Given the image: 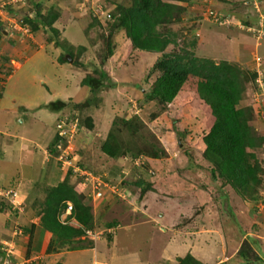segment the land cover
Instances as JSON below:
<instances>
[{"label": "rangeland", "instance_id": "1", "mask_svg": "<svg viewBox=\"0 0 264 264\" xmlns=\"http://www.w3.org/2000/svg\"><path fill=\"white\" fill-rule=\"evenodd\" d=\"M125 3L14 0L4 5L14 19L34 16L36 10L45 14L52 8L59 14L53 27L62 46L49 42L41 29L34 35L9 29L15 63L0 56V92L5 86L0 136L16 135V142L17 136L25 138L24 153L29 154L25 158L35 166L42 163L41 168L32 169L29 182L22 181L23 188L0 177V191H13L9 196L19 206L16 210L24 213L9 223L17 227L7 240L15 243L11 264H175L174 256L188 252L199 260L204 253L215 260L217 255L219 259L233 255L234 243H240L246 233V239L254 243L264 237V0H171L180 9L172 15L180 18L177 22L155 33L141 28L130 37L116 31L111 38L113 55L101 63L112 23L108 15ZM214 18L220 24L212 22ZM69 46L73 58L67 55ZM184 51L199 59L238 64L244 72L245 92L234 108L238 119L257 136V146L247 151L253 152L263 181L246 194L227 182L232 168L206 155L203 139L223 104L222 87L189 77L165 108L144 102L157 76L152 73L156 61L163 53ZM58 55H66L71 62L60 66ZM100 72L105 73L107 85L86 104L92 94L81 82ZM51 101H63L66 107L53 112L47 108ZM21 105L29 110L41 105L42 111H26ZM46 127L51 130L47 146L38 140ZM109 132L120 148L130 152L113 159L102 153L101 143ZM56 133L64 140L49 154L47 147ZM66 179L89 208L94 228L72 237L63 247H53V237L37 218L36 205L49 188ZM146 184L149 187L143 191ZM70 213L68 204L59 213L60 221L69 222ZM192 229L196 232L191 233ZM202 229L217 235L208 234L202 242L196 235ZM220 244H229L225 255ZM248 247L243 240L238 250ZM2 256L0 252V262ZM219 259L213 264H219Z\"/></svg>", "mask_w": 264, "mask_h": 264}, {"label": "trees", "instance_id": "2", "mask_svg": "<svg viewBox=\"0 0 264 264\" xmlns=\"http://www.w3.org/2000/svg\"><path fill=\"white\" fill-rule=\"evenodd\" d=\"M125 1V4L116 5L114 13H110V17L107 18L110 21L112 20V23L109 31L110 38L108 37L105 44L106 54L101 63H104L106 59L113 55L114 46L111 38L116 31L123 30L127 37H130L141 28L155 33L158 28H164L180 19L172 17L174 9H177L178 14L180 9L172 4L171 0L170 2L164 0ZM176 1L187 2L188 0ZM5 10L14 15L9 9ZM58 18L59 14L51 8L45 14L36 10L34 16L23 17V21L29 26L31 33L41 29L49 35L48 41H52L54 46L60 48L62 46L57 40L59 32L53 27ZM68 48L65 47L66 50L68 49L67 55L73 58V47L69 46ZM58 61L62 64L68 63L66 55H60ZM74 63L78 64L76 61ZM94 72L97 73V71ZM153 72L157 73V76L151 84L150 90L146 92L144 102H155L162 109L174 100L189 77L214 82L225 90V98L221 109L210 131L203 139L208 151L206 155L213 156L214 160L218 158L232 168V174L227 182L236 190L238 189L239 193L241 190L246 194L248 189L262 185V176L259 177L262 172L261 168L256 164L255 156L250 151L257 146V136L253 133L248 123L238 119L234 108L245 92V85L242 80L244 72H242L238 64H231L227 61L216 63L207 59H199L189 51H184L183 54L163 53L161 58L154 64ZM106 80L107 77L103 72L97 74L96 77L87 75L82 80L81 84L87 87L92 94V99L86 100V104L93 102L91 100L95 99L100 90L107 85ZM65 107L66 103L63 101H54L47 105V108L53 112L61 111ZM87 128L91 129V126ZM134 130L137 129L135 128ZM55 136L47 147L49 154L55 153L60 142L64 140L58 134H55ZM130 145L132 144L128 143V146ZM247 149L250 150L247 151ZM122 150L114 134L109 132L106 140L101 143L102 153L113 159L117 157L118 153L124 155L130 152L129 149ZM250 160L253 161L252 165ZM219 162L216 161V167L220 169ZM67 182L68 179L49 188L43 200L36 205L37 218L44 231L53 237V242H50L53 247H63L72 237L83 235L94 228L93 216L89 208L83 205L79 195ZM140 184L141 181L138 180L137 185L140 186ZM148 187L149 185L147 184L142 185V190L146 191ZM259 200H261V197ZM3 204L0 202V210H3ZM68 204H71V213L68 216L69 222L62 223L59 219V213ZM237 257L246 263H257L259 261L257 254L250 250L249 247L247 251L239 249ZM176 262V264H201L189 253L177 258Z\"/></svg>", "mask_w": 264, "mask_h": 264}, {"label": "crops", "instance_id": "3", "mask_svg": "<svg viewBox=\"0 0 264 264\" xmlns=\"http://www.w3.org/2000/svg\"><path fill=\"white\" fill-rule=\"evenodd\" d=\"M11 1V2H10ZM13 0H0V25H1V36H0V48L1 46L4 44V46L1 48L0 50V56H3V59L5 58L6 60H8V63H12L14 64L15 62L13 61V58H11V56L13 55L14 50L11 49V44L9 42L12 41V36H10L9 34V27H8V23H7V19H11L13 18L12 15L7 11V10H3L1 9L4 8V5L8 4H13ZM9 32H8V31ZM13 32V30H11ZM40 31V30H39ZM37 34V32H35ZM34 35V33H32ZM11 40V41H10ZM9 41V42H8ZM2 53V54H1ZM7 54H10V56H7ZM59 56V55H58ZM56 64H59L56 62ZM66 64V63H63ZM62 63L59 64L60 66L63 65ZM12 75L9 76L8 80L11 78ZM5 84V83H4ZM5 87V86H3ZM2 87V88H3ZM1 88V92L3 93ZM4 89V88H3ZM0 92V103L3 102V98H2V93ZM49 102V101H48ZM48 102L43 103V105H46ZM53 102V101H51ZM41 105H36L35 108H33L32 110H29V108L25 105H21V109H24L26 111H35V113L42 111V109H40ZM38 114V113H37ZM55 114V113H54ZM56 115V114H55ZM20 122H22L21 120H19ZM50 128L46 127L44 130L42 129L39 133H41L42 135V139H38L39 141H43L44 145L48 144L49 142V134H50ZM16 135H11V134H6L3 137L0 136V177H2L3 179H6V181L8 180V184H15L18 183L19 188H23L22 187V181H26L29 182L30 177L29 175H33L32 169H36L38 168L39 165L35 166L36 164H34L31 160H27L25 157L26 154L25 152V148H24V141H26L25 138L23 137H18L19 139L18 142L14 141ZM36 146V145H35ZM37 147V146H36ZM35 147V148H36ZM41 148V146H40ZM42 149V148H41ZM27 152H31L30 149H28ZM42 164V163H41ZM39 166V168H41L42 166ZM26 184V183H25ZM24 184V187H25ZM14 186V185H13ZM15 188V187H13ZM192 196V195H191ZM27 200V198H26ZM24 205V203H23ZM3 210H0V235L5 234V238H0V243L3 241H7L10 240V238L12 237V233L13 231H15V229H17V227H10L9 223H13V220L16 219H20V216L22 214H24L22 211H15L12 210L9 203H4L3 204ZM26 207V204H25ZM24 207V208H25ZM161 217V215H160ZM36 223V222H35ZM34 226V225H32ZM31 226V227H32ZM192 232H196V230L191 231ZM215 232L212 229H202L199 230V232L197 231L196 234L198 236V238L200 239V241L202 240V242H205V237L207 238L206 240H208V234H216L217 233H213ZM194 235V236H196ZM249 234H244L242 237V239H240V243L239 241H236L233 245L234 248H236L235 253L229 257H221L219 255H217L215 258V260L219 259L218 262L219 264H224L225 262L230 263V264H264V237H258L256 238L257 240H261V241H257L256 243L251 242L247 237ZM210 236V235H209ZM212 237V236H210ZM254 237V236H253ZM203 238V239H202ZM215 242H218L217 238L215 237ZM238 240V238L236 239ZM243 240H246V242L248 243V245L250 246V250H252L253 252H255L258 256H259V261L257 263H253V262H249L246 263L244 261H242L240 258H237V252H238V248L240 247L241 243L243 242ZM229 244H225L223 245H218V247L221 250L222 255L224 254V247ZM189 254H191L190 252H188ZM187 253V254H188ZM186 254H184L183 256H185ZM192 255V254H191ZM225 255V254H224ZM183 256H174V258H179V257H183ZM193 256V255H192ZM195 257V256H193ZM210 256L206 255L205 253L200 257L201 260H199L198 258H196L198 261L202 262V264H213L215 263L213 259H208ZM162 261L164 260V258L161 259ZM166 264H169V262H167ZM176 264V261H175Z\"/></svg>", "mask_w": 264, "mask_h": 264}, {"label": "built area", "instance_id": "4", "mask_svg": "<svg viewBox=\"0 0 264 264\" xmlns=\"http://www.w3.org/2000/svg\"><path fill=\"white\" fill-rule=\"evenodd\" d=\"M211 21L214 22L215 24H220V21L216 20L215 18L211 19ZM7 23L10 29H13L15 31L17 30L18 32L21 33V35H24L27 32L31 33L29 26L24 23L23 18L7 19ZM60 136H63V135H60ZM263 186H264V183H263ZM3 192H6V190H3ZM3 192L0 191V202L5 203L7 202L5 199H8L9 202L12 204V205L9 204L12 210H15V211L20 210L19 206L15 207L14 201H13L14 199L9 196V195L13 196L14 192L13 191L8 192V193H3ZM262 195H264V193ZM263 201H264V196H263ZM21 206L22 204L20 205V207ZM14 245H15L14 242L10 243L8 241H3L0 243V252L1 254H3L2 256L3 259H1L0 264H11V260L15 258L14 257L15 251L13 250V248H15Z\"/></svg>", "mask_w": 264, "mask_h": 264}, {"label": "clouds", "instance_id": "5", "mask_svg": "<svg viewBox=\"0 0 264 264\" xmlns=\"http://www.w3.org/2000/svg\"><path fill=\"white\" fill-rule=\"evenodd\" d=\"M11 2V1H10ZM3 10H4V8H2ZM5 11V10H4ZM12 17H13V15H12ZM14 17H16V16H14ZM69 58V57H68ZM67 58V59H68ZM68 63H70L69 61H68ZM56 134H58V133H56ZM60 136V135H59ZM262 199V198H261ZM262 201H263V199H262ZM264 202V201H263ZM261 208H263V207H261Z\"/></svg>", "mask_w": 264, "mask_h": 264}, {"label": "water", "instance_id": "6", "mask_svg": "<svg viewBox=\"0 0 264 264\" xmlns=\"http://www.w3.org/2000/svg\"><path fill=\"white\" fill-rule=\"evenodd\" d=\"M68 61H69V62H71V59H70V58H68Z\"/></svg>", "mask_w": 264, "mask_h": 264}]
</instances>
